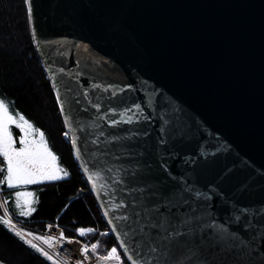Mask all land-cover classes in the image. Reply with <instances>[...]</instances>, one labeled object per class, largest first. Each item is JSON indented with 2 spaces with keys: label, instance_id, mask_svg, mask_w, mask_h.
Listing matches in <instances>:
<instances>
[{
  "label": "water",
  "instance_id": "1",
  "mask_svg": "<svg viewBox=\"0 0 264 264\" xmlns=\"http://www.w3.org/2000/svg\"><path fill=\"white\" fill-rule=\"evenodd\" d=\"M31 6L30 30L39 40L37 44L32 36L35 50L57 102L59 97L80 172L119 246L125 241L117 205L125 193L110 180L93 188L84 167L95 172L106 167L104 161L131 167L145 145L152 153L136 158L160 163L156 142L165 111L178 110L175 115L188 130L186 139L175 144L178 155L164 154L170 183L190 181L196 165L185 164V158L203 160L199 153L207 150L215 153L214 163L200 170L198 186L230 170L220 185L224 195L212 202L218 222L227 223L233 205H264V176L259 175L264 172V0H31ZM50 41H60L62 47ZM75 44L87 45L88 51ZM56 49L66 57L53 64ZM93 82L123 91L116 97L93 92ZM85 91L101 105L99 112L84 98ZM133 104L141 105L147 119L108 127L109 119H119L106 115L109 108L119 111ZM129 129L150 136L108 142L111 134L125 136ZM101 130L105 135H99ZM256 231L258 251L264 230ZM248 238L253 241L251 233Z\"/></svg>",
  "mask_w": 264,
  "mask_h": 264
},
{
  "label": "snow or ice",
  "instance_id": "2",
  "mask_svg": "<svg viewBox=\"0 0 264 264\" xmlns=\"http://www.w3.org/2000/svg\"><path fill=\"white\" fill-rule=\"evenodd\" d=\"M24 4L31 24V0H24ZM32 36L33 40L39 44L34 31ZM48 43L60 44L62 47L60 41ZM74 47L77 49L83 47L85 51H88L87 45L75 44ZM55 51L57 55L52 60L53 64L57 59L63 60L66 57L63 51L59 49ZM107 63L108 61H103V64L107 65ZM59 72L64 74L65 69L60 67ZM75 75L80 76L81 73L77 72ZM90 88L93 92L95 90L103 93L111 92L112 97H116L118 92L123 91L111 84L105 86L103 82H93ZM83 96L90 100L92 106L99 112L101 105L91 101L89 92H83ZM58 102H60L59 97ZM75 102L80 103L79 99ZM61 108L63 110V103ZM176 111L178 110L171 114L165 111V115L160 117V135L156 142V155L160 163L153 166L147 159L136 158L146 157L152 153L151 146L145 145L133 157L135 164L131 167L109 166V161H104L106 167L95 172H90L87 166L84 167L93 188L98 182L110 180L117 191L125 193L124 198L120 199L117 205L121 210L119 221L122 227V239L125 242L120 247L124 249V254L127 255L131 264H264V244L259 246L258 251L254 244L256 230H264V205L259 209L236 208L233 205L229 209L227 223L218 222L211 211L214 206L212 202L224 195L220 185L227 179L230 170L221 174L215 181L198 186L199 172L214 163L212 159L215 156L214 152L202 150L199 155L204 157L203 160L199 157L185 158V164L196 165L191 169L190 181L185 178L182 184H174L165 177L164 174L169 173L170 170L164 154L177 156L175 144L184 141L188 131L179 123V117L175 115ZM106 115L119 116V119L108 120L109 128H115L121 124L131 125L142 118L147 119L139 104H133L132 108L125 106L119 111L116 108H109ZM98 119L104 120L105 116H99ZM65 123L68 124L67 119ZM13 124L22 133L19 148L14 147L12 133L9 131V126ZM99 135H105L104 131L101 130ZM135 136L148 137L150 134L129 129L125 136L111 134V140L108 142L132 140ZM91 143L96 144L97 141L92 140ZM73 146L76 147L75 137ZM76 155L78 159L81 158L79 151ZM0 156L3 157L6 165V175L0 183L6 182L10 188L43 180L54 181L59 178L61 172L64 176L68 175L56 166L57 157L49 150L44 134L39 129H34L33 125L19 113L16 117L11 115L9 106L3 99H0ZM102 172L112 173V175L105 176ZM259 175L264 176V172ZM101 187L106 185L101 184ZM31 195V193H16V206L21 210V216H27L34 211L29 207L31 201L28 198ZM4 215L7 217V212ZM3 223L41 257L50 261L51 264H61L52 251L54 248L52 237L32 236L31 233L20 232L6 218ZM91 231L90 228L78 230L80 235ZM249 233L253 237L252 242L249 241ZM63 238L61 234L60 239L63 240ZM261 240L264 241V236H261ZM42 245H46L47 248ZM96 250L97 245L93 244L92 251ZM81 251L87 252V249ZM97 260L100 264H122L121 255H118L115 247L111 248L106 255L97 257Z\"/></svg>",
  "mask_w": 264,
  "mask_h": 264
},
{
  "label": "trees",
  "instance_id": "3",
  "mask_svg": "<svg viewBox=\"0 0 264 264\" xmlns=\"http://www.w3.org/2000/svg\"><path fill=\"white\" fill-rule=\"evenodd\" d=\"M0 99L9 106L11 115L16 117L19 113L33 125L34 129H39L44 134L49 150L57 157L56 166L68 173L64 176L61 172L59 178L54 181L43 180L13 188L8 187L6 182L0 183L3 191L20 192L37 189L41 193L42 204L36 214L45 220L46 224L55 223L56 220L65 237L75 238L88 244L97 243L95 253L98 256L106 255L115 247L121 255L122 263L130 264L110 232L90 186L79 172L77 162L71 156L72 146L64 145L60 138L68 153L66 155L69 161H65L60 149L57 148V142L52 141L50 129H55L59 137L66 129L55 92L34 47L24 0H0ZM40 105L43 108L42 113L34 114V108ZM9 131L12 133L14 147L19 148V139L22 135L20 129L13 124L9 126ZM0 169H2L0 171V181H2L6 175V165L2 156H0ZM11 219L28 227H32L34 222L22 221L15 215H12ZM45 226L44 224L41 228ZM78 228H90L92 231L81 236L78 234ZM0 242H2L0 245L12 246L24 254L25 258L27 257L26 264H51L33 250L16 244L1 228ZM0 262L10 264L2 258Z\"/></svg>",
  "mask_w": 264,
  "mask_h": 264
},
{
  "label": "rangeland",
  "instance_id": "4",
  "mask_svg": "<svg viewBox=\"0 0 264 264\" xmlns=\"http://www.w3.org/2000/svg\"><path fill=\"white\" fill-rule=\"evenodd\" d=\"M41 97L42 96L40 95V98ZM42 109H43L42 108V105L36 106V108H34V112L33 113L36 114V115H40L42 113V111H43ZM49 132H50L52 141L57 142V148L60 149V151H61V153H62V155L64 157V160L65 161H69V158L67 156L68 153L66 152V146H64V145L69 144L71 146V144H70V139H71L70 133L68 131H66V132L62 133L61 136L59 137V134L55 131V129H50ZM60 138L64 142V145H63L62 142H60L61 141ZM64 148H65V151H64ZM72 150H73V148H72ZM66 153H67V155H66ZM71 156L74 158V161L77 162L75 153L73 151H72V155ZM20 192L21 193H31L32 194L28 199L31 201L29 207H31L32 209H34V211H32L29 215L24 216V217H31L34 214H36L38 212V210L40 209V206L42 204V198H40V197L37 196L38 194L36 193V189L35 190L34 189H27V190H22ZM1 204H2V200H1ZM16 204H17V198H16V194H15L12 197L11 206L15 210V212L20 215V211L21 210L19 208H17ZM2 207H3V211L6 212L3 204H2ZM4 219L5 218L4 217H1V215H0V225L4 226L5 228H9L7 225H5L3 223V220ZM16 230L22 232L20 229H16ZM9 231H10L9 233H12L11 235L13 237H11V238L13 239V241L16 244L22 246L24 243L19 239V237H17L15 235V232L14 231H11L10 229H9ZM0 243H2V242H0ZM24 246H26L27 248H29L25 244H24ZM0 258H2L4 261H6V262H8L10 264H26L27 263V260H26L27 257L25 258V255L24 254H22L20 251H17L14 247L7 246V245H4V244L3 245H0Z\"/></svg>",
  "mask_w": 264,
  "mask_h": 264
},
{
  "label": "built area",
  "instance_id": "5",
  "mask_svg": "<svg viewBox=\"0 0 264 264\" xmlns=\"http://www.w3.org/2000/svg\"><path fill=\"white\" fill-rule=\"evenodd\" d=\"M1 192L0 189V206H1ZM12 225H15V229H20L24 233H29V229L22 225H18L13 221H10ZM34 236L52 237L55 256L59 259L62 264H100L97 257L92 253V246L85 248L80 245L77 241L64 239L61 240L62 229L56 224H50L44 230L34 231ZM47 248L46 245H42ZM82 249H87V252H82Z\"/></svg>",
  "mask_w": 264,
  "mask_h": 264
},
{
  "label": "crops",
  "instance_id": "6",
  "mask_svg": "<svg viewBox=\"0 0 264 264\" xmlns=\"http://www.w3.org/2000/svg\"><path fill=\"white\" fill-rule=\"evenodd\" d=\"M35 190V189H34ZM40 190V189H39ZM17 192H5V191H3L2 192V196H1V200H2V204H3V206H4V208H5V211L7 212V214H8V216L10 217V218H12V215H15L17 218H19V219H21L22 221H28V220H32V221H34L33 222V224H32V229H42L41 228V226L42 225H47L44 221L45 220H42L41 219V217H38V215L37 214H34L33 216H31V217H24V216H21V215H19V214H17L16 212H15V210L12 208V206H11V200H12V197H13V195H15ZM36 193L38 194L37 196L38 197H42L41 196V193L36 189ZM61 213H62V211H61ZM7 216V217H8ZM56 217V216H55ZM58 217V216H57ZM0 228L3 230V231H5L10 237H13L11 234L12 233H9L10 231H9V228H5L4 226H2V225H0ZM45 228V227H44ZM43 228V229H44ZM79 229H81V228H78L77 229V231L79 230ZM78 234H79V232H78ZM15 239V238H14ZM22 245V244H21ZM22 246H24V244L22 245ZM29 249H31V248H29ZM32 250V249H31Z\"/></svg>",
  "mask_w": 264,
  "mask_h": 264
}]
</instances>
